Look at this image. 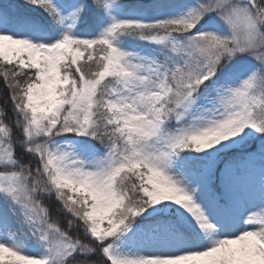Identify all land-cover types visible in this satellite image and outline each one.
<instances>
[{
	"label": "snow or ice",
	"instance_id": "6c2138e0",
	"mask_svg": "<svg viewBox=\"0 0 264 264\" xmlns=\"http://www.w3.org/2000/svg\"><path fill=\"white\" fill-rule=\"evenodd\" d=\"M0 264H264V0H0Z\"/></svg>",
	"mask_w": 264,
	"mask_h": 264
},
{
	"label": "trees",
	"instance_id": "16d2710c",
	"mask_svg": "<svg viewBox=\"0 0 264 264\" xmlns=\"http://www.w3.org/2000/svg\"><path fill=\"white\" fill-rule=\"evenodd\" d=\"M3 88V84H2V82H0V89H2Z\"/></svg>",
	"mask_w": 264,
	"mask_h": 264
}]
</instances>
